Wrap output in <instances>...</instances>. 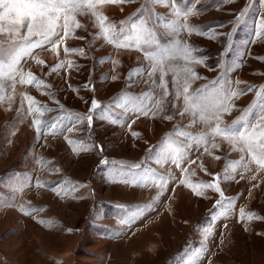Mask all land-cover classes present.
<instances>
[{
  "label": "rangeland",
  "instance_id": "obj_1",
  "mask_svg": "<svg viewBox=\"0 0 264 264\" xmlns=\"http://www.w3.org/2000/svg\"><path fill=\"white\" fill-rule=\"evenodd\" d=\"M178 3L191 12L179 23L187 22L192 31L165 35L161 42L187 44L201 61L187 65L199 77L190 81L191 91L204 86L207 91H243L229 101L232 111L222 114L229 125L264 87V35H257L264 0ZM100 11L117 31L121 21L143 18L163 33L160 21L176 18L171 3L153 0L105 4ZM76 18L83 27L55 52L51 49L59 36L21 61L23 72L44 84L6 86L0 102V264H264V168L220 137L186 149L179 168L170 160L157 164L155 154L167 134L179 128L196 136L207 126L192 124L191 114L180 115L183 100H172L171 73L166 77L170 95L163 111L154 115L155 99L162 93L151 79L158 84L159 74L149 78L150 62L143 52L98 38L90 13ZM10 39L0 34L5 47ZM64 45L83 49V54L65 53ZM61 62L63 68L51 70ZM135 68L145 71L129 76ZM150 90L155 99L147 101L148 115L116 106L122 94ZM25 94L38 102L31 107L48 110L29 113ZM93 100L99 107L90 112ZM58 116L65 119L56 134L49 133L50 125L37 131L33 124ZM250 119L255 124L260 116ZM172 139L188 144L183 136ZM212 143L219 147L211 148ZM242 155L243 162L233 169L230 162ZM149 168L167 178L164 188L152 180L145 186L132 183ZM182 179L193 185L218 183L221 191L201 188L198 195ZM221 193L228 209L224 216L217 205ZM147 204L151 207L144 208Z\"/></svg>",
  "mask_w": 264,
  "mask_h": 264
},
{
  "label": "snow or ice",
  "instance_id": "obj_2",
  "mask_svg": "<svg viewBox=\"0 0 264 264\" xmlns=\"http://www.w3.org/2000/svg\"><path fill=\"white\" fill-rule=\"evenodd\" d=\"M125 0H0V34H6L11 37L8 42L9 46L5 47L0 43V102L4 100V90L6 86L15 87L17 83L42 86L43 81L32 73H24L20 68L21 61L29 57L34 49L41 48L45 44L52 41L53 37L59 36V40L52 45V51L55 52L57 47L63 45V41L70 37L77 28L83 25L77 20V15L90 13L94 17V21L99 31L96 36L102 37L106 43L112 44L116 48L135 49L142 51L144 58L150 62L147 70L149 78L159 74V83L155 79H151V84L155 89L160 90L161 97L155 99L152 91L145 92L139 96L130 94H122L116 104L117 107L124 109L126 112L131 111L148 115L147 101L155 99L154 107L159 111H163L166 99L169 97V81L166 77L171 73V87L174 90L172 100H183V108L180 115L191 114L193 117L191 123H203L207 126V131L196 136H192L189 132L182 129H175L173 133H169L162 141L163 146L159 152L155 154L156 163L163 164L171 161L177 168L180 167L181 161L186 157L187 151L193 144L200 146L206 145L208 138H222L228 142L233 150L239 149L242 153L247 151L251 161L264 168V87L256 93V100L231 124L225 125L222 119L223 113L231 112L233 106L229 101L243 94V91H231L214 87L212 91H207V86L201 89L191 91V80L199 78L198 75L187 65L192 62L199 63L192 57L191 48L187 44H181L178 40H169L162 43L163 36H175L181 30L192 31V28L185 22L179 23V18L183 15L186 17L191 12L181 8L178 0H153L157 4L171 3V10L176 17L173 20L160 21V25L164 29L163 33H158L157 29L150 27L147 20L141 18L135 22L129 21L127 24L121 21L119 31L116 30L108 17L104 16L100 11L105 4L122 3ZM243 13H241V16ZM241 16H238L239 20ZM257 35H264V20L260 22ZM63 35H60V32ZM64 52H79L83 54V49H73L64 45ZM184 61L181 66L178 61ZM38 64L44 61L36 60ZM71 67V61H68ZM118 63V61H114ZM64 67V62L56 64L51 70L56 71ZM144 68H135L130 70L129 76L143 74ZM183 77V78H182ZM115 79V77H113ZM239 83V81L237 82ZM214 85L218 82H213ZM251 91L249 87L246 89ZM24 100L29 105V113L47 111V108H33L32 105L38 102L31 96L24 95ZM173 108L176 104L173 102ZM99 104L92 101L90 112L97 109ZM259 115L260 119L255 123H251L250 117ZM172 119L171 116L164 117ZM65 117L58 116L47 121L34 120L33 124L37 131L42 128L49 127L50 134H56L63 127ZM89 125H91L92 116L87 117ZM183 136L188 140V144L181 146L172 139V136ZM211 148H218L219 145L212 143ZM205 147V152H208ZM149 159L153 158L152 150H150ZM219 157H217L218 159ZM244 160L242 155L240 160L230 162V166L235 169ZM140 167V165H136ZM218 179V177H217ZM149 180L154 181L159 187L164 188L168 180L165 176L158 175L153 169L149 168L145 175L139 179L132 181L135 185L145 186ZM185 184V180L180 181ZM42 186V185H41ZM186 186L192 188L196 194H200L201 188H214L220 192L218 183H199L193 185L186 183ZM221 200L217 201V205L223 209L219 215L228 214V209L224 207V198L221 193ZM231 203V201H229ZM217 205H214L216 207ZM151 207L147 204L144 208ZM144 208L139 211L142 213ZM23 211V209H21ZM243 213V210H241ZM251 217V214H249ZM134 218V217H133Z\"/></svg>",
  "mask_w": 264,
  "mask_h": 264
},
{
  "label": "crops",
  "instance_id": "obj_3",
  "mask_svg": "<svg viewBox=\"0 0 264 264\" xmlns=\"http://www.w3.org/2000/svg\"><path fill=\"white\" fill-rule=\"evenodd\" d=\"M147 262H149V264H150V260L149 261L147 260ZM147 262L145 261L143 264H147Z\"/></svg>",
  "mask_w": 264,
  "mask_h": 264
}]
</instances>
